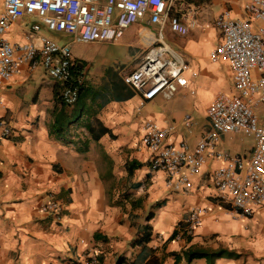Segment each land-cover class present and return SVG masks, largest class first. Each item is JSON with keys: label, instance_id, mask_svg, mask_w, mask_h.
<instances>
[{"label": "crops", "instance_id": "crops-1", "mask_svg": "<svg viewBox=\"0 0 264 264\" xmlns=\"http://www.w3.org/2000/svg\"><path fill=\"white\" fill-rule=\"evenodd\" d=\"M199 5L198 20L187 34L168 24L163 28V39L185 59L190 80L172 98L158 95L141 105V93L123 78L159 36L160 26L148 15L122 37L132 50L131 66L92 71L90 63L86 69L79 62L85 87L77 105H66L73 116L60 135L50 131L63 106L58 80L22 64L1 88L0 117L12 134L5 137L0 128V264H208L206 257L189 261L184 255L196 245L227 249L213 264H264V206L246 217L220 199L210 171L222 161L211 160L202 172L190 174L192 187L176 191L167 187L164 170L150 166V151L141 143L149 116L161 126H174L169 140L185 139L194 147L211 128L206 115L211 99L233 89L230 64L210 58L221 41L211 19L224 8L244 15V0ZM33 18L18 19L8 37L26 39ZM55 32L43 25V34L72 41L71 35ZM233 134L223 135L219 148L249 155L253 138L243 150L225 147ZM51 195L61 202L60 220L42 210ZM196 206L207 208L201 225L189 237L173 236Z\"/></svg>", "mask_w": 264, "mask_h": 264}, {"label": "built area", "instance_id": "built-area-1", "mask_svg": "<svg viewBox=\"0 0 264 264\" xmlns=\"http://www.w3.org/2000/svg\"><path fill=\"white\" fill-rule=\"evenodd\" d=\"M0 12V107L1 88L12 82L22 64L31 70L43 67L61 83L60 95L67 104L79 99L86 73L73 58L72 42L119 40L135 22L148 15L160 26L159 36L139 65L124 75V81L146 101L162 95L172 98L180 86L190 83L185 59L176 55L163 39L168 24L185 35L198 20L200 5L186 0H3ZM245 14L234 15L224 8L211 24L220 30L221 41L210 51L213 61L230 64L232 90L218 92L209 102L206 115L211 128L194 147L188 141L169 140L174 128L161 126L144 117L141 143L150 151V166L166 172L167 187L180 191L193 186L190 174H198L211 160L222 163L210 171L221 200L230 203L242 216H252L264 206V0H244ZM25 16H35L24 40L8 37L13 24ZM49 30L72 36L61 41L43 34ZM194 93V90H191ZM187 121L186 125L189 126ZM3 136L12 134L7 119L0 117ZM244 133L253 136L249 155L219 148L223 135ZM46 213L61 219V202L51 195L42 204ZM207 208L194 207L177 227V236L189 237L201 225Z\"/></svg>", "mask_w": 264, "mask_h": 264}, {"label": "rangeland", "instance_id": "rangeland-1", "mask_svg": "<svg viewBox=\"0 0 264 264\" xmlns=\"http://www.w3.org/2000/svg\"><path fill=\"white\" fill-rule=\"evenodd\" d=\"M189 4L199 5L205 1L211 0H186ZM49 30V29H48ZM53 35L56 32L49 30ZM168 29H164V33L167 34ZM131 49L127 46L126 41L123 38L119 40H102L94 42H72L73 58L77 62H82L87 69V64H91V70H102L103 66H124L125 68L131 66L132 60L128 57L131 53ZM48 77H51L43 67H39ZM252 135L244 133L233 134L232 140L227 139L225 145L226 148L232 151L243 150L245 144L252 142ZM240 146V148L236 147Z\"/></svg>", "mask_w": 264, "mask_h": 264}, {"label": "trees", "instance_id": "trees-1", "mask_svg": "<svg viewBox=\"0 0 264 264\" xmlns=\"http://www.w3.org/2000/svg\"><path fill=\"white\" fill-rule=\"evenodd\" d=\"M84 87H85V83L80 86L79 99L75 103L76 105L80 101ZM58 94L61 98L60 91ZM61 100H62V98H61ZM62 102H63V106L61 107L59 112L55 115V119L50 126L51 133H55L57 135H60V133L62 131H64V129L68 126V124L70 122L69 118H71L73 116V114L70 113L66 108V105L71 106V104H67L63 100H62ZM176 233L177 232L174 231L173 236L176 235ZM226 252H227V249H225L224 247L211 248V247L196 245V246H191V247H188L187 249H185L184 255L186 256V258L189 261H191L193 258H196V257H206L208 260V264H213V262L217 256H220ZM178 259L179 258L177 256V260Z\"/></svg>", "mask_w": 264, "mask_h": 264}, {"label": "bare ground", "instance_id": "bare-ground-1", "mask_svg": "<svg viewBox=\"0 0 264 264\" xmlns=\"http://www.w3.org/2000/svg\"><path fill=\"white\" fill-rule=\"evenodd\" d=\"M147 37H148L150 40H152V38H153L151 35H150V36L148 35Z\"/></svg>", "mask_w": 264, "mask_h": 264}]
</instances>
